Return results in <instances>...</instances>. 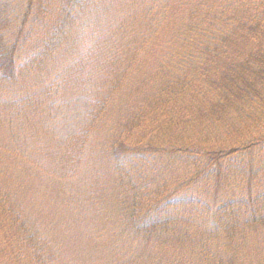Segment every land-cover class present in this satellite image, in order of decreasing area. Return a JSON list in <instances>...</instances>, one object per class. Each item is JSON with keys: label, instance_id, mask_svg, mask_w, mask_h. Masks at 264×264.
Masks as SVG:
<instances>
[{"label": "trees", "instance_id": "16d2710c", "mask_svg": "<svg viewBox=\"0 0 264 264\" xmlns=\"http://www.w3.org/2000/svg\"><path fill=\"white\" fill-rule=\"evenodd\" d=\"M110 1L0 0V264H264V0Z\"/></svg>", "mask_w": 264, "mask_h": 264}, {"label": "rangeland", "instance_id": "374dc122", "mask_svg": "<svg viewBox=\"0 0 264 264\" xmlns=\"http://www.w3.org/2000/svg\"><path fill=\"white\" fill-rule=\"evenodd\" d=\"M115 1V2H119L117 4L114 5V8H111V14L108 15L107 12L103 11L101 13H97L96 16L94 15L95 13L92 11H90L88 14H86L82 21L80 22L81 26H79L77 28V26H75L76 31H71L70 35L72 34L71 37V42L70 44L73 45V49L72 51L74 52H78L80 51V47L81 46H85L87 48L88 46V41L90 39H92L95 34H109L110 30L112 29V23L113 20H119L120 16L122 15L123 12H125L124 10H126V7L129 10V7L133 5V3L136 1H142L143 4L148 3L152 0H111L110 2ZM13 3H15V0H13ZM138 4V3H136ZM15 5H21V3H16ZM22 7V5H21ZM140 9V5L138 6V8L134 11H137ZM102 11V10H101ZM132 11V12H134ZM141 24V23H140ZM38 29L41 31L39 32V34H43L42 33V29L41 27H38ZM37 32V33H38ZM36 33V34H37ZM34 34V33H32ZM77 34V35H75ZM135 34H139V33H135ZM70 41V40H69ZM128 41V39H126L125 43ZM66 49H68V46H65ZM65 48L63 50H65ZM61 49V50H62ZM31 50L30 47H27V52ZM37 50V49H36ZM25 57V55H24ZM28 56H26L27 58ZM25 58V60H26ZM24 59H21V63ZM61 63H66V59L65 61H62ZM39 75H44V73H34L33 75H31L30 80L32 82V80L34 78H38L40 77ZM140 83H135L133 82L134 85L137 84H141L143 85L145 83L144 78H142L140 81ZM29 89H31L33 87L32 83L31 85H28ZM144 90H141L140 92H148L152 87L148 86V85H144L143 86ZM135 87L132 88H126L122 94H120L119 96L116 97L114 103H116V107L120 109V107H125L127 106V100L129 101L130 105L132 104L131 101L132 99L135 97V94L138 93L136 90H134ZM139 92V93H140ZM188 125V124H187ZM183 127H180L177 131L184 133V130H182ZM189 128V130L191 129L192 134L193 133H198V130L196 131V128H194L193 126L187 127ZM188 131V130H187ZM196 131V132H195ZM174 134V132H173ZM201 133H198L196 135L195 140H197L198 138L201 139L200 140V144L201 146H208V141L209 139L211 140L212 138L210 137H206L203 135H199ZM207 139V140H206ZM206 141V143H205ZM209 147V146H208ZM259 155L256 154L255 157H258ZM263 158H264V154H263ZM262 159H256L253 161V168L254 171H256L255 175H251L249 174L248 170L247 173L245 175H243V177H235V176H230L228 177V179L230 181H225L227 179V177H225L224 181L222 182V187L226 190V191H230L233 190L236 193V196L238 198H247L250 194H252L253 198L257 199V195L259 194H263L264 193V167L263 169L259 170V166L260 164H264V161L262 163L261 162ZM260 163V164H259ZM259 164V165H258ZM251 181V188H247V182ZM237 186V187H236ZM236 187V188H235ZM222 190L220 191V195L218 196V200L217 202H220L221 197L223 198L225 195H227L228 193ZM259 237H258V241H264V232H259L258 233ZM255 236L246 232L245 234H242L240 236V239L238 241V244L241 246H249L252 244V241L255 239ZM264 247V242L261 245V248Z\"/></svg>", "mask_w": 264, "mask_h": 264}]
</instances>
